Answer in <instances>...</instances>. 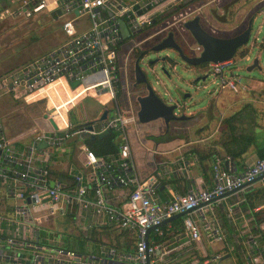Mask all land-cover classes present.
<instances>
[{"label": "built area", "instance_id": "obj_1", "mask_svg": "<svg viewBox=\"0 0 264 264\" xmlns=\"http://www.w3.org/2000/svg\"><path fill=\"white\" fill-rule=\"evenodd\" d=\"M184 5L187 7L183 8ZM191 5L190 0H21L16 9L7 7L1 11V17H7L45 10L59 19L65 35L56 48L0 76V88L5 93H19L26 102L41 98L49 101L46 89L62 79L79 99L108 94L106 103L114 101L115 104L105 108L107 114L110 111L113 114L98 125L74 129L67 116L73 104L65 110L64 120L59 112L53 114L57 106L51 107L52 113L45 117L48 128L33 130L28 146L19 145L24 136L10 138L0 123V264H213L220 259L221 254L200 256L191 252L189 246L193 250L194 245L202 242L203 235L189 214L199 211L204 217L207 205L216 198L242 190L258 177L264 179V159L257 158L237 174L216 159L211 169V187L173 193L170 199L161 202L158 185L140 180L130 161L125 128L138 125V108L131 105L127 88H122L125 101L121 99L120 104L116 101L121 93L120 62H127L147 39L163 30L170 31L183 9L188 11L180 21L184 24L192 19L200 8L192 9ZM121 20L129 31L127 38L123 37ZM153 29L157 31L150 34ZM129 40L132 45L123 51ZM227 64L210 63L213 73L220 78L221 87L234 89L232 76L226 78L223 74ZM75 81L78 85L71 87ZM80 87L83 93L78 90ZM34 94L36 99L32 97ZM60 119L62 127L58 125ZM111 128L122 134L116 158L98 157L81 142L90 176L78 171L71 173L69 179H56L49 173V159L68 139L97 135ZM114 186L127 189L126 198L119 206L111 204L106 194ZM56 213L69 217L83 229L90 224V219H95L98 224L134 232L133 252L121 257V252L109 248L113 256L80 255L54 243L60 234L49 231L51 237L45 235V239H40L39 222ZM179 213H184L179 233L169 243L165 239L167 232L159 227L164 220ZM202 228L213 239L222 238L218 227L204 223ZM243 241L246 243L244 255L252 261L250 257L260 247L259 240ZM180 252L183 258L179 257Z\"/></svg>", "mask_w": 264, "mask_h": 264}, {"label": "crops", "instance_id": "obj_2", "mask_svg": "<svg viewBox=\"0 0 264 264\" xmlns=\"http://www.w3.org/2000/svg\"><path fill=\"white\" fill-rule=\"evenodd\" d=\"M20 1L21 0H10V2H7V6L8 8H11V4H14V7L11 9H16L18 2ZM21 15L22 14H20V16ZM64 38L65 35L63 34V39L61 41L53 44L50 48L34 57L56 48L64 40ZM31 59H25L26 61L21 59L15 63H8L14 65H9L7 69L3 70L4 72H2L0 76ZM192 69L191 71H193L195 76L200 75L201 77H204L206 75L205 68L193 67ZM230 75L233 79L239 78L238 75H234L232 72ZM256 82H258L259 85H243L241 88L236 86L234 89L230 87H221L219 90H214L212 92L209 91L208 99H211V102L208 104L209 112L207 116L210 121L208 123L207 118H205V120L197 123L199 126L197 130L200 134H194L191 138L186 139L185 135L177 134L174 136L169 133V127L172 121L166 124L161 118L155 119V121L152 120L150 123L152 124L158 120H161L164 123V129L161 130V132L155 133L157 136L154 138H149V136L145 134L146 131H144L150 124L142 128H139L138 126H127L125 128L126 140L128 141L130 147V161L134 170L140 180L154 182L158 185L157 195L159 201L163 202L170 199L173 193H184L190 189L196 190L200 188H209L213 185L211 169L208 168L209 163H201L195 154H191L189 152L192 148L197 147L205 149L211 146L213 149H216L220 157H225L222 159L223 165L236 174L240 173L246 165L253 163L258 158L257 149L264 146V81L258 79ZM67 90L68 93L64 92L65 89H63V86L60 88L55 87L53 98L54 105H58L60 103L63 107L60 109L63 120L65 119V110L79 99V96L75 95L74 92L70 91L68 88ZM78 90H81L83 93L82 87L78 88ZM56 91H58L59 94H57ZM183 91L186 92L183 89H179L177 93L180 94ZM64 94H66L65 96L71 95V101L68 103L66 102V99L63 101ZM95 99L98 100L97 102L102 106L108 104L106 103L108 94L100 95ZM170 99L171 101H175L174 98L170 97ZM122 106L125 108V102ZM206 106L207 104L200 106L196 110L204 109ZM218 106L219 108L221 107L223 114V118L219 124H217L216 120L218 117L216 114ZM236 112H240V116L239 120L234 122L235 135L253 132L255 139L254 144L249 146L245 152H243L240 156L231 159L229 156L225 155L226 149L236 148L237 142L233 144L230 143V140H232L233 137L230 135L226 126L224 127L222 123L224 118ZM100 113L102 112L100 111ZM200 114L204 118V112L200 111ZM197 119L199 121V117ZM63 120L60 119L58 122L61 127L63 125ZM206 124L210 127V130L204 134L202 133L201 128L206 126ZM135 129H137L138 132H136ZM81 142L82 138L76 136L71 137L62 146H60L57 150L64 149L62 152L63 157L60 158L56 150L55 153H53V157L49 159V164L53 170L59 172L60 175H63L65 172L71 174L80 171L86 174V176H90V169L84 164V156L80 149ZM74 149H77L78 153L75 152ZM234 150H238V147ZM227 157L229 158L228 162ZM55 158L57 160L53 161ZM71 161H73V163ZM57 163H61L60 167L56 165ZM60 175H53V177L56 179H63V176L60 177ZM250 189L251 191L261 190L264 193V179L257 178L250 186L212 201L209 205H207L204 217L200 215L199 211L190 212L189 216L195 224L200 227L202 235L207 241L201 242L197 244V246L194 245L195 248L193 250L192 246H189L191 252L200 256L229 254V257L223 260L219 259V261L214 264H226L227 262H229L227 264H231L230 260H233L232 263L236 260L234 253L237 251V253H242L241 256L244 257L245 264H264V249H260V247H258L260 251L257 252V254L254 253L253 257H250L252 261L244 255L246 243L243 239L258 238L260 236V233L257 232L256 226L253 224L249 209L243 202L244 193ZM106 194L111 204L119 206L126 198L127 189L114 186L112 189L107 191ZM8 202H10V200H8ZM263 206L255 208V210H258ZM229 207L231 208L230 210H228ZM57 217H60V215H49L45 218L46 220H42L43 223H47L48 228L40 226L37 228V234H39L40 239H45V235L49 236L50 232L56 231H66L68 233L75 232L86 236L94 227L104 226L103 224L96 223L95 219H90V224H86L85 229H83V227L73 223L70 221L71 219L69 217L65 216V218L68 219L67 222L70 224L71 229H68L66 225H63L62 229L56 230L58 225L61 224L59 221L60 219ZM178 218L181 220L183 216ZM56 220L60 224L57 222V225ZM204 223H208L211 227H218L221 231L222 238L220 240H215L211 236L207 235L202 228ZM50 225L53 227H49ZM173 225L174 224L170 223V221L163 224L164 230L167 232L165 239H168L169 243H171L175 235L179 233V225L177 227H173ZM260 229L264 233V223L260 225ZM129 234L130 236H134L133 232H129ZM102 238L103 240L106 239V235H102ZM121 239L122 240H119V249H117V251L121 252V257L131 255L133 252L134 240L131 241L130 237ZM259 244H261V241H259ZM109 248L110 247L108 246H104L102 249H104L105 253L101 251V254L104 256H113V254L108 252ZM180 253L179 257L183 258L181 256L182 252ZM190 256L192 257L193 255L190 254ZM179 261L182 262L183 260L181 259Z\"/></svg>", "mask_w": 264, "mask_h": 264}, {"label": "rangeland", "instance_id": "obj_3", "mask_svg": "<svg viewBox=\"0 0 264 264\" xmlns=\"http://www.w3.org/2000/svg\"><path fill=\"white\" fill-rule=\"evenodd\" d=\"M197 1L198 0H191L192 9H196L198 7L200 8L199 11H196L194 13V16L199 15L202 18L204 25H206V27H204L210 31L215 30L216 34L226 36L234 35L240 32L246 26L249 17H256L249 42L245 46L239 48L240 52L238 53L240 55H237L236 57H233L232 60L228 61L227 66L223 70V74L226 78L230 77L231 72L234 75H238V79H236L235 77V79H233L235 87L237 86L238 88H241V86L243 85H259L256 80L259 79L261 81H264V15L260 13V9L264 7V0ZM7 2H10V0H0L1 11L4 8L8 7ZM185 6L186 5L182 7L186 8L187 6ZM12 7H14V4H11V8ZM187 11L188 9H183L182 12L176 16L178 22L174 26H171L170 31H172L175 35L185 33L182 27L183 23L180 20L183 18L185 14L184 12ZM211 13L215 14L217 17H220L224 23L215 21V19L211 17ZM171 20L173 19H169V21ZM60 25L61 23L59 19L54 14L49 13L45 10H30L27 13H23L21 16L11 14L9 17H1L0 15V74L4 72L3 70L7 69L9 65H11L8 63H15L16 61L21 59H31L32 57L50 48L53 44L61 41L63 39V33L61 31ZM121 29L123 37L127 38L129 35V31L127 30L125 21L123 20H121ZM156 31L157 29H153L150 31V34H153ZM166 33L167 30H163L150 39H147V41L136 48V53L139 52V50L146 51V53L140 59V67L146 72L148 81L156 94L166 104H170V97L174 98L175 101L179 103V105H182L181 111L176 110V113L181 114L182 112L189 116L187 120H175L176 122L170 123L168 132L173 134L174 136H176L177 134H182L185 135L186 138H191L192 136H194V134H200L197 130L199 127L197 123L205 120V118H207V122L209 123L210 120L208 119L207 115L209 112L208 104L209 102H211V99H208V94L209 91L212 92L214 90L221 89V82L219 76H215L213 72H206L205 74H207V77L204 80H202L201 78H197V82L195 83L194 80L196 79V77H194L195 74L193 73V71H191L192 68L186 70L187 67L182 62H180L179 59H177L179 61V67H176L173 71L170 70V72L172 73L171 79H168L160 70L161 63H156L153 68H151L148 65V61L154 59L156 56L161 57L167 55L171 59L177 58L176 54L170 49H164L160 51L158 55L154 52L148 51L153 43ZM131 42L132 41L124 45L122 50H127L132 45L133 42ZM242 54H244L245 56L241 59ZM246 57H248V59H246ZM255 57L258 58L260 69L255 67L251 71H248L247 67L252 64ZM128 66L129 61L124 63L123 60L120 62L121 77L118 83L121 86V93L117 97L116 101L118 102V104H120L121 99L122 101H125V97L122 94V88H127V90L130 92L129 97L131 105H133L134 108H138V104L135 102L133 97H135L136 95L139 96L141 94H144L146 90L140 84L136 86L137 89L132 86V82L134 81V79ZM242 76L246 77L243 78ZM175 87H177L178 89ZM179 89H183L186 92L183 91L182 93L178 94L177 91ZM91 98L95 102H92V99L90 100V102H88L87 100H85L87 99L86 97L83 100L79 99L73 104L69 111L75 107L73 111L74 113H76L79 107L78 105L84 102V110L88 111V116L86 119H97L101 114L99 106L96 104L98 103V100L93 97ZM114 104V101H110L105 106V108L107 109L113 107ZM205 104H207L206 108L196 110L197 108H199L200 106H204ZM53 106L54 102L52 99L49 103L46 99L42 98L35 101L26 102L19 93H5L0 88V123L3 125L7 135L10 138H18L20 136H24V138L19 142L20 146L30 145V133L33 130L48 128L45 121V115H50L52 113L51 107ZM218 108L216 109V114L218 116L216 119L217 124H219L221 119L223 118L221 107L219 109ZM200 111L204 112V118L200 114ZM126 113H128L127 110ZM67 116L69 117V112ZM198 117L199 121L197 119ZM151 122L152 121L147 123H140L138 121L137 126L139 128H142L150 124ZM163 127V121L158 120L148 125V127L144 131H146L145 134L149 136V138H154L155 136H157L155 133L161 132V130L164 129ZM201 130L202 133L205 134L210 130V127L206 124V126H203ZM63 150L64 149L57 150L60 158L63 157ZM74 150L78 153L77 149ZM56 160L57 159L55 158L53 161ZM60 164L61 163H57L56 165L60 167ZM56 215H60V217L57 218L60 219L59 221L61 222L60 224L56 220V223L58 222L60 224L58 225L57 223L58 227L56 228V230L62 229L63 225H66L68 229H71L70 224L67 222L68 219L65 218V215L62 216L60 213H56ZM38 226L48 228L47 223H43L42 221L39 222ZM49 227L53 226L50 225ZM48 237H51V235H49ZM202 242H207L205 237L202 238ZM232 261L233 260H230V263H232Z\"/></svg>", "mask_w": 264, "mask_h": 264}, {"label": "trees", "instance_id": "obj_4", "mask_svg": "<svg viewBox=\"0 0 264 264\" xmlns=\"http://www.w3.org/2000/svg\"><path fill=\"white\" fill-rule=\"evenodd\" d=\"M191 1V0H190ZM196 1V0H192ZM1 11V10H0ZM139 52H142L139 50ZM57 88L61 87V85H57ZM63 89H65L64 92L68 93L67 87L65 88L63 86ZM64 94V100L66 99V102L68 103L71 101V95L65 96ZM88 102L92 99L91 97H86ZM83 100V99H82ZM85 101V102H87ZM81 102V101H80ZM92 102H95L92 99ZM83 103H80L78 105V109L76 113H74V108L69 111V121L74 128L81 127V126H89V125H98L99 120L98 118L93 120H87V114L88 111L84 110ZM99 106L100 111L102 112L105 109V106L100 105L99 103H96ZM104 108V109H103ZM103 109V110H102ZM240 112H236L223 120V126L229 130L230 135L233 137L232 140H230V143H236L238 150L233 149H226V154L231 159L240 156L243 152L249 148L252 144H254L255 135L254 133H240L235 135V125L234 122L239 120ZM108 134L98 137L97 135H83L81 136L82 142L98 157H102L106 160H110L112 158H116L119 154V146L122 143V134L121 132L116 128L108 129ZM187 139V138H186ZM191 154H195L201 163L208 162V168L212 169V164L215 162L216 159H220L222 161L223 157H220L218 155V152L216 149H213L211 146L205 149L200 148H192L189 151ZM55 153V152H54ZM54 155V154H53ZM257 155L258 158L264 159V146L257 149ZM225 158V157H224ZM73 163V161H71ZM49 173L52 175H60L59 172L53 170V168L50 166ZM63 176L64 179H69L70 174L68 172H65L63 175H60V177ZM243 202L246 204V207L249 209L253 224L257 228V232L260 233V236L258 237L259 241H261L260 249H264V233L260 229V225L264 223V193L261 190H254L251 191L248 190L244 193ZM260 206H263L259 208L258 210H255V208H258ZM182 219L180 218L173 219L170 221V223L174 224L173 227H177L181 224ZM159 229H162L164 232V226H160ZM86 236H84L81 233H68L66 231H56V235H61L60 239L56 240L54 243L61 245L62 247L66 249L73 250L77 254L80 255H100L101 251H103L104 246H108L113 249H119L118 243L119 240H122L121 238H129L130 240H134L135 242V233L134 236L129 234L131 231L122 230L114 227H110L108 225L104 226H96L92 230H90ZM102 235H106V239L103 240ZM120 238V239H119ZM134 238V239H133ZM102 247V248H101ZM259 250V248H258ZM258 250H254V253H257ZM236 260L231 264H245L244 257L241 256L242 253L237 251L234 253ZM217 260L216 262H218ZM215 262H213L214 264ZM247 263V262H246Z\"/></svg>", "mask_w": 264, "mask_h": 264}, {"label": "water", "instance_id": "obj_5", "mask_svg": "<svg viewBox=\"0 0 264 264\" xmlns=\"http://www.w3.org/2000/svg\"><path fill=\"white\" fill-rule=\"evenodd\" d=\"M183 27L189 31L194 41L202 47V50L197 55H187L183 53L179 45L176 44L173 33L169 32L167 37L163 39L158 44L154 45L150 52L159 53L164 49H175L178 53V59L186 67L196 66L203 63H223L228 62L233 59L238 48L246 44L250 39L251 27H248L241 33L231 36V37H216L202 28L199 23V17L194 16L192 19H189L184 22ZM146 52H142L135 60L134 66V79L135 84H144L146 92L137 97V117L140 123H147L152 120L161 118L166 124L172 120H184L188 116L185 113L178 114L176 110H181V105L176 101H171L170 104H166L162 99L156 94L151 84L148 81L146 72L140 67V59ZM167 55L158 57L148 61V65L153 68L156 63H161L160 70L165 74L168 79H171L172 73L170 72L171 64L167 62ZM169 58V57H168ZM175 60L174 65L172 66V71L179 67V61ZM171 59V58H169ZM173 60V59H171ZM257 67L260 69L258 58L255 57L252 64L247 67L248 71H251L253 68ZM190 68H187L188 70ZM190 71V70H189ZM207 77V74L204 77H201L204 80ZM78 85V82H72L71 87ZM113 114L112 111L107 114V110L104 109L101 115L98 117L99 121L111 117ZM54 129H57L55 122L50 119ZM90 127V126H89ZM109 130L99 133L97 136L102 137L108 134ZM40 146H44V143H41ZM260 178V177H258ZM52 185V183H51ZM219 199L216 198V200ZM184 213L174 214L168 219L164 220L161 224L163 225L166 222H169L175 218L181 217ZM229 257V254L222 255L221 260Z\"/></svg>", "mask_w": 264, "mask_h": 264}, {"label": "flooded vegetation", "instance_id": "obj_6", "mask_svg": "<svg viewBox=\"0 0 264 264\" xmlns=\"http://www.w3.org/2000/svg\"><path fill=\"white\" fill-rule=\"evenodd\" d=\"M260 13L262 14V15H264V7H262L261 9H260ZM195 16H198L199 17V23H200V25L202 26V28L204 29V30H206L208 33H210V34H212V35H214V36H216V37H231V36H234V35H237V34H239V33H241V32H243L247 27H248V25H250V27H251V32H250V37H251V34H252V31H253V25H254V21H255V19H256V17L255 16H251V17H249L248 18V21H247V23H246V26L240 31V32H238V33H236V34H234V35H230V36H226V35H221V34H216L215 32V30H212V31H210V30H208L207 28H205L206 27V25H204V23H203V21H202V18L199 16V15H195ZM211 17L212 18H214L215 19V21H218V22H222V23H224L223 22V20H221V18L220 17H217L215 14H213V13H211ZM216 23V22H215ZM205 26V27H204ZM264 26V25H263ZM183 30L185 31V33H182V34H178V35H175L172 31V33H173V37H174V40H175V42H176V44L177 45H179V47L182 49V51H183V53H185V54H187V55H197V54H199L200 52H201V50H202V47L200 46V45H198L195 41H194V39L192 38V36H191V34L189 33V31H187L184 27H183ZM170 31H168L166 34H164L163 36H161L157 41H155L154 43H153V45L149 48V50L148 51H150L151 50V48L154 46V45H156V44H158L159 42H161L163 39H165L166 37H167V35H168V33H169ZM263 36H264V31H263ZM257 38V37H256ZM250 40V39H249ZM249 42V41H248ZM247 42V43H248ZM262 42H263V39H262ZM246 43V44H247ZM246 44H244L243 46H245ZM243 46H241V47H243ZM240 47V48H241ZM170 50H172L175 54H176V56L178 57V53H177V51L175 50V49H170ZM143 52V51H142ZM142 52H138V53H134L130 58H129V66H128V68L130 69V72H131V74L133 75V79H134V66H135V60H136V58L139 56V54L140 53H142ZM144 52H146V51H144ZM238 52H240V49L238 48L237 49V51H236V53H235V55H234V57H236L237 55H240ZM155 54H159V53H156L155 52ZM247 55V54H246ZM244 54H242L241 55V59L242 58H244ZM178 59V58H177ZM246 59H248V57H246ZM175 60L176 59H173V60H171V59H169L168 57H167V62H168V64H171V67H170V69L172 70V66L174 65V62H175ZM193 67H202V68H205L206 69V71H205V73L206 72H213V69H212V67H211V65H210V63H203V64H200V65H196V66H190V67H187V68H193ZM196 77V79L194 80V82L196 83L197 82V78H201V76L200 75H198V76H195ZM139 84H135V79H134V81L132 82V86H134L135 87V89H137L136 88V86H138ZM140 85H142V87L144 88V84H140ZM196 86V85H195ZM145 89V88H144ZM142 95V94H141ZM137 97H138V95H136L135 97H134V99H135V101L137 102ZM177 102V101H176ZM178 103V102H177ZM181 107H182V105H181ZM182 109V108H181ZM179 111H181V110H179ZM182 113V112H181ZM45 117H46V115H45ZM171 122V121H170ZM169 122V123H170ZM172 122H176L175 120H172ZM168 126H169V124H168Z\"/></svg>", "mask_w": 264, "mask_h": 264}, {"label": "bare ground", "instance_id": "obj_7", "mask_svg": "<svg viewBox=\"0 0 264 264\" xmlns=\"http://www.w3.org/2000/svg\"><path fill=\"white\" fill-rule=\"evenodd\" d=\"M57 85H61V86H64L65 88L67 87L64 82L62 81V79H59L58 81L52 83L51 85H49V87L46 89V91L48 92V94L50 95V98H49V101L48 103L51 101V99L53 100L54 98V91H55V87ZM68 88V87H67ZM57 94H59L58 91H56ZM37 94H34L32 97H34V99H36V96ZM36 96V97H35ZM54 106H57V110L53 113V114H57L59 112V114L62 116V112L60 111L62 107V105L59 103L58 105H54ZM53 106V107H54ZM58 115V114H57ZM59 125V123H58Z\"/></svg>", "mask_w": 264, "mask_h": 264}]
</instances>
